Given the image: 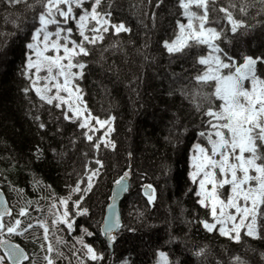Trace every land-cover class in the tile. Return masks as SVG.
Listing matches in <instances>:
<instances>
[{"label": "snow or ice", "instance_id": "1", "mask_svg": "<svg viewBox=\"0 0 264 264\" xmlns=\"http://www.w3.org/2000/svg\"><path fill=\"white\" fill-rule=\"evenodd\" d=\"M164 2L155 0L156 8ZM0 7L8 13L5 23L15 29L0 32L7 38L4 46L12 37L24 34L21 43L26 51L20 75L26 84L21 91L26 98L34 93L40 107L47 106V119L39 108L35 114L29 112L34 135L39 137L38 142H28L31 159H48L49 152L53 160L63 159V152L54 143L69 125L79 129V137L72 136L73 144L83 138L95 152L102 145L115 150L116 143L110 138L115 117L94 115L84 99L82 84L88 58L106 34L118 38L131 32L124 21L113 19L111 0L107 7L104 0H0ZM173 7L186 22L176 19L171 36L160 44L170 59L182 61L181 72L173 76L188 74L186 78L194 86L188 89L185 85L178 91L182 102L188 100L199 118L194 126L197 142L192 144L187 171L198 207L193 208L188 222L237 244L245 238L264 241V42L255 50L237 47L240 37L257 29L264 33V0H240L239 4L229 0L228 6L218 5L217 0H173ZM217 8L223 14L220 19L226 21L224 26H220V19L212 18ZM152 16L155 18V10ZM118 46L119 39H115L107 47ZM167 95L173 97L175 93L169 91ZM32 107L36 108V103ZM173 115L179 122V115ZM100 130L103 132L98 135ZM132 155L127 153L129 159ZM5 162L0 183L16 193L17 203L10 207L0 190V264H106L105 253L114 256L124 233L137 231L133 224L143 214L126 223L116 205L121 193L131 191L130 170H123L113 180L108 197L111 203L107 214H101L102 222L86 223L93 219L88 206L90 193L98 187L104 171L99 156L89 158L84 165L86 178L67 184L68 191L63 195H57L51 184L44 185L33 175L30 183L38 192L35 197H27L24 188L8 180L7 172L18 163L16 157L9 155ZM141 191L151 205L155 199L153 186L142 185ZM98 236L103 238V248L94 239ZM14 237L31 238L33 253L14 242ZM179 242L180 237L169 232L164 244ZM206 249L207 245L198 247L193 255L203 256ZM260 256L264 261V252ZM112 264L135 262L122 256ZM155 264L188 261L157 248ZM230 264L247 261L234 254Z\"/></svg>", "mask_w": 264, "mask_h": 264}, {"label": "trees", "instance_id": "2", "mask_svg": "<svg viewBox=\"0 0 264 264\" xmlns=\"http://www.w3.org/2000/svg\"><path fill=\"white\" fill-rule=\"evenodd\" d=\"M239 4L240 0H233ZM229 0H217L218 5L228 6ZM105 7L108 0H104ZM115 21H124L131 28L130 33L119 37L106 34L101 46L88 58L86 79L82 82L88 107L94 115L101 118L111 114L115 117L114 131L111 135L116 143L115 150L101 146L95 152L90 142L83 138L71 142L73 134L79 137V129L69 125L62 137H56L54 146L63 152V159H48L37 162L31 159L27 150L29 141H39L35 136L31 113L37 108L47 119V106L40 107L34 93L25 97L21 89L26 81L20 75V68L26 51L21 41L24 34L10 39L4 46L6 37L0 36V176L7 167L6 158L16 157L18 163L7 172L8 180L25 189L27 197H35L30 181L33 175L43 184H51L57 195L65 194L67 184L84 177V165L94 155L104 161V171L98 187L90 193L88 206L93 213L92 223L101 221V214L110 196L113 180L125 169L131 170V191L127 193L121 214L126 223L142 213L133 224L135 233H124L123 242L118 245L116 254L107 252L106 264H112L118 257L126 256L135 264H152L156 260V249L172 251L187 260L188 264H230L234 254L239 255L247 264H264L260 253L264 252V241L245 238L237 244L213 236L189 223L194 207V188L187 177L192 144L197 142L195 125L199 118L191 110L188 100H183L179 89L185 85L191 89L187 73H180L182 61L170 59L160 41L171 36L176 19L184 20L173 7V0H165L156 8L155 0H111ZM156 11L153 18L152 12ZM15 9L12 15L15 16ZM220 19L223 14L218 8L212 14ZM8 13L0 7V32H14L11 24L5 23ZM250 19V18H249ZM226 21L220 19V26ZM115 39L119 46L108 48ZM264 42V33L240 37L237 47L242 50H255ZM107 48V50H105ZM191 63L189 60L185 67ZM191 71V69H190ZM173 91L175 95H167ZM175 101V102H173ZM37 107L33 108L32 104ZM173 113L180 117L176 121ZM181 128L187 131L181 132ZM43 147L47 149V144ZM132 152L129 159L127 153ZM94 165V159L92 160ZM151 184L155 189V199L151 205L141 191V186ZM43 186V185H42ZM7 199L12 203L16 193L7 184L0 183ZM41 205L46 202L40 200ZM16 205V204H14ZM11 205V206H14ZM171 232L180 237L179 243L165 245L164 241ZM101 240V239H100ZM29 253H33L31 238H14ZM207 245L206 254L195 256L196 248Z\"/></svg>", "mask_w": 264, "mask_h": 264}, {"label": "water", "instance_id": "3", "mask_svg": "<svg viewBox=\"0 0 264 264\" xmlns=\"http://www.w3.org/2000/svg\"><path fill=\"white\" fill-rule=\"evenodd\" d=\"M130 171H131V170H130ZM131 181H132V172H131V176H130V178H129L130 188H131ZM146 184H148V183H146ZM146 184H144V185H146ZM153 188H154V187H153ZM112 189H113V185H112V187H111L110 195L112 194ZM0 190H2V189L0 188ZM2 191H3V190H2ZM3 192H4V191H3ZM126 194H127V193H121V194L117 197V199H116L117 209H118L120 212H121V205H122V202H123V200H124ZM4 198L8 201L9 206L12 207V206H11V203H10V201L7 199L5 193H4ZM109 203H111L110 200H108V202H107V204H106V206H105L104 214H107V206H108ZM101 222H102V221H101ZM22 247H23V246H22ZM26 251H27V250H26Z\"/></svg>", "mask_w": 264, "mask_h": 264}, {"label": "rangeland", "instance_id": "4", "mask_svg": "<svg viewBox=\"0 0 264 264\" xmlns=\"http://www.w3.org/2000/svg\"><path fill=\"white\" fill-rule=\"evenodd\" d=\"M183 22H186V21L183 20ZM113 127H114V121H113ZM101 132H103V130H100L97 134L99 135ZM112 133H113V132H112ZM112 133H111V135H112ZM110 138H111V136H110ZM94 139H95V137H94ZM190 155H191V153H190ZM16 203H17V199H15V200L11 203V205H14V204H16ZM86 223H92V221H91V220H90V221H86ZM14 238H16V237H14ZM14 238H13V239H14ZM22 238H24V237H22ZM65 239H68V240L70 241V240H71V237L65 235ZM94 239H96L97 246L103 248V245L100 244V239L102 240L103 238L98 236L97 238H94ZM64 251L67 253V252H68V249H64ZM0 254H2V253H0ZM105 256H106V261H107V256H108V255H107V252L105 253ZM61 264H67V262H66V261H61ZM152 264H155V262L152 263Z\"/></svg>", "mask_w": 264, "mask_h": 264}]
</instances>
